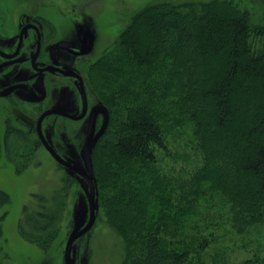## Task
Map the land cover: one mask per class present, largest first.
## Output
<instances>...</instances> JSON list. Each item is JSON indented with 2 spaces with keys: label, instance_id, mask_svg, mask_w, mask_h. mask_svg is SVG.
I'll list each match as a JSON object with an SVG mask.
<instances>
[{
  "label": "trees",
  "instance_id": "trees-1",
  "mask_svg": "<svg viewBox=\"0 0 264 264\" xmlns=\"http://www.w3.org/2000/svg\"><path fill=\"white\" fill-rule=\"evenodd\" d=\"M258 2L262 13L237 0L150 5L90 68L110 110L92 152L97 198L125 241L128 264H209L192 254L214 240L207 221L214 207L228 209L238 234L264 221V0ZM150 26L157 29L149 34ZM179 121L195 127L197 138L187 144L202 163L186 179L158 157V150L169 156L168 133ZM6 123L0 156L4 150L21 173L40 140ZM62 182L51 197L33 193L38 207L25 206L19 222L21 237L43 249L56 239L78 184L69 174ZM10 200L0 188V207Z\"/></svg>",
  "mask_w": 264,
  "mask_h": 264
},
{
  "label": "rangeland",
  "instance_id": "rangeland-1",
  "mask_svg": "<svg viewBox=\"0 0 264 264\" xmlns=\"http://www.w3.org/2000/svg\"><path fill=\"white\" fill-rule=\"evenodd\" d=\"M207 1L210 0H58L63 10L60 11L53 5H46L45 8L47 16L57 20L61 25L60 30L67 38L81 32L92 41L94 54H90L79 64V69L81 68L83 73L87 70L91 76L89 68L97 57L112 46L119 33L140 10L164 2L180 4ZM237 1L262 13L263 6L258 0ZM69 8L72 9L71 14ZM155 29L157 27L150 26L149 34ZM194 30L198 31V27ZM148 37L145 39L150 41ZM90 81L94 88V82ZM92 98L94 103L101 104L99 92L94 91ZM181 99L184 100L182 96ZM7 103L0 99L1 138L6 131V118H10L14 127L24 131L28 130L29 125L35 126L39 115L38 107L24 102L13 103V106ZM188 126L186 122L179 121V126L168 133L169 156L158 150L161 166L183 179L189 176L190 168H199L202 164L200 152L191 142L187 144L190 139L197 138L195 127ZM77 128L80 130L79 138H57V133L62 128L56 123V137L48 140L58 147L63 146L65 141H75L81 147L86 139L85 128L82 125H77ZM52 129L51 126L47 127L49 136L53 133ZM74 161L78 162L77 156ZM65 174L42 144L34 152L31 165L21 173L17 172L16 166L3 150L0 156V188L10 194L11 200L0 207V264H65L64 253L68 237L72 230L83 226L89 218V187L86 181L82 180L69 190L66 208L59 223L60 231L48 248L43 249L24 240L19 233V222L24 215V207L28 206L31 210L38 207L33 193L51 197L61 188ZM215 204L217 205V202ZM218 209L212 208L207 217V221L214 223H210L211 229L208 230L215 232L214 240L210 241L208 249H198V252H194L192 259L201 257L209 264H264V221L254 224L245 233L238 234L230 224L228 209ZM126 257L125 241L109 223L104 206L100 203L94 227L75 244L74 264H128Z\"/></svg>",
  "mask_w": 264,
  "mask_h": 264
},
{
  "label": "flooded vegetation",
  "instance_id": "flooded-vegetation-1",
  "mask_svg": "<svg viewBox=\"0 0 264 264\" xmlns=\"http://www.w3.org/2000/svg\"><path fill=\"white\" fill-rule=\"evenodd\" d=\"M46 5L62 9L58 0H0V99L11 106L24 102L38 107L35 126L27 128L34 131L44 147L38 133V121L45 111L57 110L42 122V131L48 140L56 137V123L62 128L57 138H79L77 125L85 128L84 138H87L94 108L105 106L109 110L101 99V104L94 103L92 94L96 90L91 85L90 74L79 69L84 58L94 54L93 43L90 51L86 52L89 38L83 33L67 38L57 20L47 16ZM69 9L71 14L72 9ZM7 121L10 118L5 119V126ZM107 121L109 125L110 110ZM104 123L105 115L99 112L95 119V136ZM49 126L53 128L50 136L47 134ZM48 141L65 160L84 170L82 148L86 139L81 147L75 141H65L64 147L59 148ZM76 156L78 162L74 161ZM56 162L78 184L84 180L74 169Z\"/></svg>",
  "mask_w": 264,
  "mask_h": 264
},
{
  "label": "water",
  "instance_id": "water-1",
  "mask_svg": "<svg viewBox=\"0 0 264 264\" xmlns=\"http://www.w3.org/2000/svg\"><path fill=\"white\" fill-rule=\"evenodd\" d=\"M92 45V41L89 39L88 40V48L86 52L90 51V47ZM57 112L55 109L47 110L45 111L39 121H38V133L41 136V140L47 150L51 153V155L62 165L67 166L69 168L74 169L77 171L80 175H82L83 179L87 182L88 187H89V218L88 221L81 227L75 228V230H72L70 236L68 237L66 247H65V253H64V261L65 264H74V259H73V251L75 248V244L78 239L81 237L85 236L95 225V222L97 220V215L99 211V200L97 198V185H96V176H95V171H94V165H93V159H92V152L94 145L97 141V139L100 137L102 133L106 130L108 126V118H109V110L107 107H97L94 108L93 113H92V119H91V125L89 128L88 136L86 138L85 144L82 148V156L84 160V165L85 168L80 169L74 165H72L70 162L65 160L54 148L53 146L49 143L47 138H45L44 133L42 131V122L44 118L49 115L50 113ZM99 112H103L106 118V123H104L103 128L101 131L95 136V119L96 115Z\"/></svg>",
  "mask_w": 264,
  "mask_h": 264
}]
</instances>
